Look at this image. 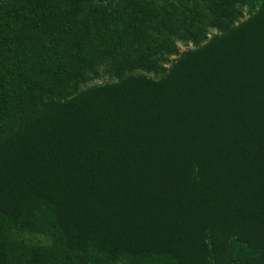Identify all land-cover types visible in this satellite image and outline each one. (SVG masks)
Masks as SVG:
<instances>
[{
  "label": "trees",
  "instance_id": "trees-1",
  "mask_svg": "<svg viewBox=\"0 0 264 264\" xmlns=\"http://www.w3.org/2000/svg\"><path fill=\"white\" fill-rule=\"evenodd\" d=\"M165 1H0V264H264V0Z\"/></svg>",
  "mask_w": 264,
  "mask_h": 264
},
{
  "label": "rangeland",
  "instance_id": "rangeland-1",
  "mask_svg": "<svg viewBox=\"0 0 264 264\" xmlns=\"http://www.w3.org/2000/svg\"><path fill=\"white\" fill-rule=\"evenodd\" d=\"M0 1H4V0H0ZM167 2H176V0H167L165 1ZM261 3V0H248V2H246L245 4H241L238 8L239 14L238 16L234 19L233 24H238L239 22L247 19L248 17H250L251 15H253L257 9L259 8ZM191 2L186 1V3H182V6L180 8H178V11L180 14L185 15L188 13V7L190 6ZM168 5V4H167ZM219 29L217 28H213V27H208L207 28V33H206V37L201 38L199 41L198 45L203 44L205 41H207V39L212 36L215 33H218ZM177 48L179 50L178 54H171L168 58L170 59H174L176 58L179 53L181 51H183L186 48H190V47H196L195 44H193L191 41H175ZM166 67H169L170 65V61L166 62L164 64ZM165 71H160L159 73H154L152 71H144V70H137L135 71V73H141V74H145L147 76H162L164 74ZM119 78L115 77V76H111L106 74L105 72H101L100 76L98 78H88L86 81L80 83L78 85L77 90H74V92L71 90L69 94H63L61 96H59L60 99H65V98H70L72 96H74L76 93H78L79 90L84 89L88 86L91 85H99V84H103V83H107V82H115L118 81ZM54 99L57 98L55 96H52ZM231 248L229 249L230 253H229V259L234 260L237 250L239 249L237 244H231Z\"/></svg>",
  "mask_w": 264,
  "mask_h": 264
}]
</instances>
